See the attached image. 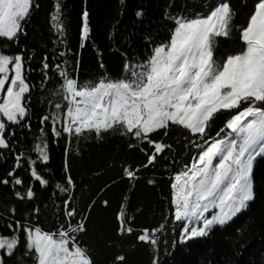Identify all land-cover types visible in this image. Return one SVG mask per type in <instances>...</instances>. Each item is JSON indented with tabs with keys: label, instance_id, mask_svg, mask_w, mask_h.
<instances>
[{
	"label": "snow or ice",
	"instance_id": "obj_1",
	"mask_svg": "<svg viewBox=\"0 0 264 264\" xmlns=\"http://www.w3.org/2000/svg\"><path fill=\"white\" fill-rule=\"evenodd\" d=\"M39 7L37 0H0V164L5 166L0 186L11 193L0 204V264H99L84 240L93 211L110 207L107 193L124 180L133 188L140 180L157 187L154 172L161 159L163 171L171 175L160 222L137 228L136 217L145 208L131 205L130 192L121 197L113 217L117 236L135 233L138 242L150 246L151 264H160V237L169 230L174 245H185L225 228L249 210L257 197L255 165L264 158V0H240L239 7L234 0H168L160 25L142 34V52L133 47L132 32L124 37L130 51L116 49L122 57L119 73L109 71L99 51L97 71L85 79L79 54L65 42L62 0H55L50 30L57 39L43 52L40 84L35 85L28 73L35 71L31 62L37 53L22 45L21 38L27 39ZM240 9L245 10L244 19L237 22ZM145 15L143 7L135 12L141 21ZM90 33L85 8L81 48ZM224 41L231 43L225 46ZM37 87L47 93L40 101L47 109L33 133L32 95ZM173 132L178 136L169 142ZM115 137L144 160L113 158L90 176L74 173L70 157L82 152L81 140L102 144ZM62 140L57 176L48 167L50 144ZM109 168L116 169L114 175L93 192L85 181ZM36 184L42 191L51 189L49 203L43 205L53 217L47 226L40 220ZM86 190L92 193L87 199ZM21 204L24 210L18 216ZM244 231L245 226L238 227V237ZM236 243L244 246L239 239ZM125 261L118 254L110 264Z\"/></svg>",
	"mask_w": 264,
	"mask_h": 264
},
{
	"label": "trees",
	"instance_id": "obj_2",
	"mask_svg": "<svg viewBox=\"0 0 264 264\" xmlns=\"http://www.w3.org/2000/svg\"><path fill=\"white\" fill-rule=\"evenodd\" d=\"M40 7L35 11L31 24L29 25L28 37L21 38V44H28L37 53L31 62V67L35 71L29 72L31 82L40 84L38 64L44 51L53 48L52 41L56 40V35L50 30V15L53 11L55 0H37ZM183 3V0H177ZM215 3V0H212ZM240 0H234V5L239 7ZM168 0H62L63 15L65 17L66 36L65 42L72 53H78L81 61L80 76L82 79L90 78L91 74L97 71L98 52L102 51L103 59L109 71L118 74L122 66L120 51H130L124 42V37L132 32L133 47L137 52H142L144 45L141 41L143 33L155 31L162 21V13L167 6ZM251 3V0H249ZM145 10L144 19L138 20L135 12L138 8ZM87 8L89 12V23L91 33L84 47H80V30L82 25V12ZM244 9H240L239 20L244 19ZM155 21L156 23H151ZM115 26V27H114ZM110 35L112 38H110ZM225 46L231 42L224 41ZM95 45V47H94ZM58 50H63V45L57 44ZM119 49L120 51H117ZM18 49L13 48V51ZM31 54V52L29 53ZM69 61L73 59L70 54ZM56 82L49 83L48 88L53 87ZM46 91L40 88L33 89L32 100L34 104V114L32 115L33 133L38 128V117L43 115L47 105H41L40 101L46 96ZM31 139V133H25ZM178 132H173L169 142L176 140ZM82 152L79 155L73 154L70 157L73 171L76 174L91 175L106 168L113 158L117 162L123 159L131 160L134 163L142 162L143 155L139 151H128L123 146L119 137L107 139L104 143L98 144L94 141H80ZM64 141L59 144H50L51 160L48 167L59 176L63 163ZM167 155V154H165ZM177 158L181 156L178 153ZM171 159V156L168 157ZM12 163L11 160L8 162ZM163 159L155 165L154 174L159 177L158 186L151 187L140 180L134 186H130L127 180L117 183L110 189L106 197L111 205L108 208L98 206L92 213L89 223L88 233L84 240L94 248L99 260V264H110L115 255L123 254L126 257L125 264H151L152 253L150 246L140 243L135 239V233L131 236L120 237L115 234L114 214L117 210L121 197L131 193V205L137 207L143 205L145 211L136 217L135 226L155 227L161 219V213L165 211L167 200L162 199L169 192L170 172L163 171ZM179 167V165H177ZM5 166L0 164V172ZM116 169L109 168L104 175L95 179L86 180L85 184L94 192L98 187H102L113 176ZM23 174V173H21ZM150 170L148 175H152ZM255 181L257 197L250 204L247 212L235 219L234 222L225 228H216L206 238L193 240L188 244L174 245L172 232L169 230L160 237L159 258L160 264H264V158H258L255 165ZM37 200L41 203L40 220L47 226L53 220L51 208H44V204L49 203L48 191H42L39 184L35 185ZM22 190V189H21ZM85 191L84 198L91 195ZM11 193L8 188L0 186V204L8 202ZM15 202V201H13ZM20 212L24 206L19 205ZM153 213H155L153 215ZM245 226L242 237H238L236 229ZM244 246L241 248L236 240ZM121 241L120 246L110 247V242ZM135 245V247H133Z\"/></svg>",
	"mask_w": 264,
	"mask_h": 264
}]
</instances>
